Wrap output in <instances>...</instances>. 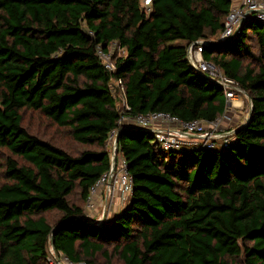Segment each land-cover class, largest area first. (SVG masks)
<instances>
[{"label": "trees", "instance_id": "16d2710c", "mask_svg": "<svg viewBox=\"0 0 264 264\" xmlns=\"http://www.w3.org/2000/svg\"><path fill=\"white\" fill-rule=\"evenodd\" d=\"M231 3L0 0V149L8 152L0 264H55L48 248L57 224L54 252L72 264H264V24L250 19L222 47L202 51L252 102L250 119L224 147L169 159L150 133L118 127L112 97L118 81L131 115L222 116V89L191 67L186 47L218 40ZM112 44L115 70L107 72L97 48ZM25 111L64 129L56 133L72 145L30 130ZM113 130L132 192L95 225L82 217L89 189L110 170ZM49 214H58L54 224Z\"/></svg>", "mask_w": 264, "mask_h": 264}, {"label": "built area", "instance_id": "2783aa9c", "mask_svg": "<svg viewBox=\"0 0 264 264\" xmlns=\"http://www.w3.org/2000/svg\"><path fill=\"white\" fill-rule=\"evenodd\" d=\"M142 1L145 7H148L151 3V0ZM250 19L264 24V0H232L230 10L223 23V30L218 40L213 41L220 42L231 35L235 36L240 32L243 23ZM88 34L93 35L92 32ZM210 41L201 39L190 43L186 47V57L191 67H195L199 75L217 84L222 89L227 104L225 113L222 116L214 121L207 122L203 120L183 121L170 113L162 111L131 115V107L127 102L123 85L118 81H113L111 84L112 97L116 100L119 113L118 127L132 126L146 130L152 135L151 144L164 152L189 151L199 147L215 149L230 143L233 138L231 131L236 127H226L231 121L229 113L233 112V108L239 103L241 97L246 100L247 106L248 102L237 81L224 75L214 62L203 58L204 43ZM116 48L118 49L116 44H112L108 51H104L100 47L97 48V56L107 72L115 70L113 51ZM120 53L122 54L123 51ZM116 133V130H113L109 135L110 152L114 149L113 142ZM109 175L110 170L100 177L89 189L86 199V213L83 217L95 224L101 223L103 214L105 215L103 221L106 219L107 210L109 213L115 204L112 199L117 197L119 203H122L121 201L127 203L130 199L132 177L127 171V164L124 159L117 160L116 168L111 177V186L108 187L107 179ZM100 191L104 192L103 198H101L103 207L101 214L94 215L98 210L97 202L100 199ZM64 261L66 264H72L66 258Z\"/></svg>", "mask_w": 264, "mask_h": 264}, {"label": "rangeland", "instance_id": "374dc122", "mask_svg": "<svg viewBox=\"0 0 264 264\" xmlns=\"http://www.w3.org/2000/svg\"><path fill=\"white\" fill-rule=\"evenodd\" d=\"M177 42L180 43L181 41H177ZM233 110L235 112H238V114L237 116L235 112L230 114L231 121H229V124L226 125V127H231V128L238 127L239 125H241L240 124L241 122L243 123V121L246 120V117L248 116V106H247L246 100H244V98L241 97L239 100V103L235 105ZM22 116H23V124L27 125L30 130L38 131L40 133L43 132V134H52L54 135L53 137L55 138V142L58 144L61 143L64 146L72 145V143L70 142V139L65 134H62L61 137L57 135L56 131L59 133H62L64 129L57 128L55 125H53L48 120H46L38 112L25 111L22 114ZM183 153L184 152H176V153L167 152L166 156L169 159L180 161L184 155ZM7 155H8L7 151H5L4 149H0V182L3 181L2 179L3 178V164H4V159ZM190 156H191L190 154H187L188 159H190ZM101 198H103L102 194L100 195V199L97 202V207H98V210L96 212L98 213L97 215L101 214L102 207H103V201H101ZM121 202L122 203H119L118 206L114 204L113 208H111L109 213L107 210L106 219H109L111 214L118 212V210H120L121 207L123 208L125 206L126 204L124 203L125 201H121ZM99 204H101V206H99ZM46 218L51 224H54L56 220L58 219V214L57 215L49 214V215H46ZM48 260L51 263H55V264H66V262L64 261L65 257L62 254H56L51 249L50 246L48 248Z\"/></svg>", "mask_w": 264, "mask_h": 264}, {"label": "water", "instance_id": "95a60500", "mask_svg": "<svg viewBox=\"0 0 264 264\" xmlns=\"http://www.w3.org/2000/svg\"><path fill=\"white\" fill-rule=\"evenodd\" d=\"M234 38L233 35L227 37L225 40L223 41H220V42H217V41H210V42H206L204 43L205 47H222L224 44H226L227 42H229L230 40H232ZM192 68L197 72L196 68L192 66ZM242 93L246 96V99H247V102H248V116L246 118V120L241 124L239 125L238 127H236L235 129H233L231 131V134L234 135L237 133V131L244 127L246 125V123L248 122V120L250 119L251 117V114H252V102L250 100V98L245 94L244 91H242ZM132 127V126H131ZM133 128H136V127H133ZM136 129H139V130H143V129H140V128H136ZM145 132H147L146 130H144ZM117 137H118V133H116L115 137H114V142H113V151L111 152V167H110V175L107 179V186H111V177H112V174L114 173V170L116 168V162H117V159H116V151H117ZM104 214L102 215V221L101 223L99 224H95V225H100L102 224L103 222V219H104ZM84 220L88 221V222H91L90 220L86 219L85 217H82ZM58 227V224L56 226L53 227V229L51 230V233L49 235V245L51 247V249L54 251L53 249V244H54V239H53V235H54V232L56 231Z\"/></svg>", "mask_w": 264, "mask_h": 264}, {"label": "crops", "instance_id": "0c3cea01", "mask_svg": "<svg viewBox=\"0 0 264 264\" xmlns=\"http://www.w3.org/2000/svg\"><path fill=\"white\" fill-rule=\"evenodd\" d=\"M237 104H238V103H237ZM234 112H235V111L233 110L232 113H234ZM235 113H236V116H237L238 112H235ZM229 114H231V113H229ZM246 118H247V117H246ZM243 122H244V121H243ZM240 124H242V122H241ZM101 194H102V191H100V195H101ZM112 201L118 206L119 201H118V198H117V197H115L114 199H112ZM119 208H120V207H119ZM121 209H122V207L120 208V210H121ZM120 210H118V212H119ZM118 212H116V213H118ZM116 213L111 214V216L109 217V219H112Z\"/></svg>", "mask_w": 264, "mask_h": 264}]
</instances>
